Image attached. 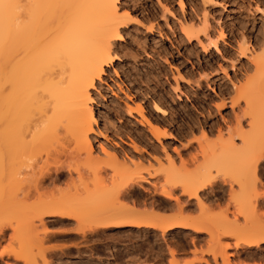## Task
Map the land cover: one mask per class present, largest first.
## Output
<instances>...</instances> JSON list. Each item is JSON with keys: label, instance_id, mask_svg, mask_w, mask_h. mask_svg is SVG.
I'll list each match as a JSON object with an SVG mask.
<instances>
[{"label": "bare ground", "instance_id": "obj_1", "mask_svg": "<svg viewBox=\"0 0 264 264\" xmlns=\"http://www.w3.org/2000/svg\"><path fill=\"white\" fill-rule=\"evenodd\" d=\"M144 20L119 0H0V238L6 227L11 229L8 237L15 244L7 252L23 264H50L44 253L46 236H39L41 230H37V225L45 226L46 221L60 224L72 219L76 225L73 232L82 236L121 226L159 230L163 235L175 228L204 231L210 241L206 252L213 259L219 255L224 264L230 262L224 250L228 243L219 241L221 235L234 237L235 248H260L264 243V222L253 206L244 218L257 219L248 229L226 215L222 224L219 220L192 223L182 218L179 201L180 216L175 212L174 219L151 211L162 202L160 196L177 199L173 191L177 186L180 194L202 204L205 198L200 191L211 188L212 182L200 166L194 175L179 179L181 171H176L180 167L175 166V157L162 141L171 133L161 130L140 105L136 112L149 133L148 145L127 136L126 149L108 135L106 127L97 125L89 89L100 80L104 66L117 56V40L125 29L134 25L149 31L156 26L153 16ZM197 21H181L183 37L187 42L194 39L203 50H207V43L219 51L206 17ZM240 38L239 52L251 57L254 68L246 80L232 85L235 97H229V104L231 108L238 96L244 97L248 110L244 107L242 111H248L252 121L246 122V130L238 123L234 135L247 145L256 119L247 95L259 89V83L264 85V61L253 47L247 50V38ZM231 140L228 150L238 147ZM256 152L239 159L245 173L240 185L245 188L264 184L255 169L262 153ZM178 156L179 165L186 163ZM142 163L148 165L145 173L138 168ZM141 205L147 208L142 210ZM13 221H17L15 225Z\"/></svg>", "mask_w": 264, "mask_h": 264}, {"label": "rangeland", "instance_id": "obj_2", "mask_svg": "<svg viewBox=\"0 0 264 264\" xmlns=\"http://www.w3.org/2000/svg\"><path fill=\"white\" fill-rule=\"evenodd\" d=\"M119 1L144 22L145 17L153 16L157 27L146 31L141 26L130 25L122 32V38L117 40L116 58L104 66L100 80L89 89L97 125L106 127L108 135L125 148L129 142L127 136L148 145L149 133L136 112V106L140 105L142 112L155 119L161 130L171 133V137L162 138V141L175 157V166L180 167L176 171L178 174L181 171L177 175L179 179H184V175H194L200 166V171L205 172L212 182V190L207 187L200 191L205 198L202 204L198 205L193 198L187 199L175 186L173 191L177 199L160 196V205L156 206V210H150L159 211L157 213L166 219H174L172 217L181 214L182 218L192 223L211 224L219 220L222 224V217L226 215L239 227L247 225L244 227L248 229L257 218L245 219L246 214L255 207L256 215L260 214L261 219H258L264 222V184L256 183L257 187L254 186L257 189L248 186V191L251 188L250 195L243 192L246 186L240 185L245 175L240 157L255 151L262 153L255 169L264 182V85L259 83V89L247 95L253 102L256 117L254 127L251 126V142L247 145L234 135L238 123L246 130L249 126L246 122L252 121L248 111H242L244 97L238 96V102L231 108L229 104V97H235L234 85L251 76L254 68L251 57L239 52L241 35L249 41L247 50L253 47V52L262 55L260 59L264 61V0ZM204 16L210 34L217 38L215 42L219 51L207 43V50H203L194 39L187 42L180 32L182 20L189 21L191 18L196 22ZM222 102L224 105L217 107ZM228 138L233 139L234 142L231 141L238 147L226 149L230 145ZM173 148H177L179 156ZM175 154L186 163L181 162L180 166ZM147 167L143 163L138 165L142 173ZM142 184L150 186L146 182ZM240 194L245 196L244 200ZM147 201H150L149 196ZM178 201L182 205L181 213ZM142 207L144 210L147 208L141 205L142 210ZM16 222L13 221V224ZM37 227L38 231L41 230L39 236H46L43 240L44 253L50 264H170L172 260H176L177 264H205L204 260L209 264H224L219 255L213 259L206 252L210 241L204 231L175 228L163 235L159 230L121 226L107 227L101 233L82 236L75 230L73 232L76 225L72 219L60 224L46 221L45 226L38 224ZM45 228L48 234L42 233ZM9 233L11 229L6 227L0 238V264H23L21 259L7 252L10 245L15 244L10 242ZM228 236L221 235L219 241L228 243L224 250L230 264H264V243L260 248H235L232 244L235 238Z\"/></svg>", "mask_w": 264, "mask_h": 264}]
</instances>
